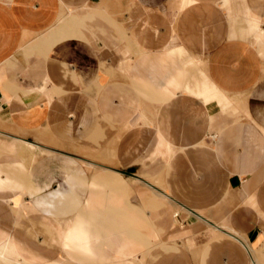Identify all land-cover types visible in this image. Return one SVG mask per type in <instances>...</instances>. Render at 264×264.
I'll use <instances>...</instances> for the list:
<instances>
[{
    "label": "crops",
    "instance_id": "obj_1",
    "mask_svg": "<svg viewBox=\"0 0 264 264\" xmlns=\"http://www.w3.org/2000/svg\"><path fill=\"white\" fill-rule=\"evenodd\" d=\"M0 256L264 264V0H0Z\"/></svg>",
    "mask_w": 264,
    "mask_h": 264
},
{
    "label": "bare ground",
    "instance_id": "obj_2",
    "mask_svg": "<svg viewBox=\"0 0 264 264\" xmlns=\"http://www.w3.org/2000/svg\"><path fill=\"white\" fill-rule=\"evenodd\" d=\"M1 256H2V255H1ZM1 256H0V258H2ZM2 259H3V258H2ZM2 261H3V260H2ZM5 261H7V259H6ZM9 261H11V260H9Z\"/></svg>",
    "mask_w": 264,
    "mask_h": 264
},
{
    "label": "rangeland",
    "instance_id": "obj_3",
    "mask_svg": "<svg viewBox=\"0 0 264 264\" xmlns=\"http://www.w3.org/2000/svg\"><path fill=\"white\" fill-rule=\"evenodd\" d=\"M150 249H153L152 247Z\"/></svg>",
    "mask_w": 264,
    "mask_h": 264
}]
</instances>
